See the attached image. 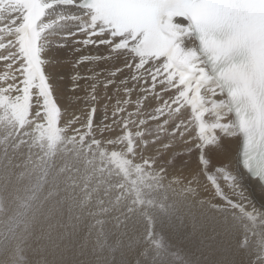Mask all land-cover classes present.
<instances>
[{
    "label": "snow or ice",
    "instance_id": "6c2138e0",
    "mask_svg": "<svg viewBox=\"0 0 264 264\" xmlns=\"http://www.w3.org/2000/svg\"><path fill=\"white\" fill-rule=\"evenodd\" d=\"M5 104L45 128L67 116L113 133L108 142L134 133L140 148L162 138L171 115L157 152L180 137L186 147L169 162L194 156L207 181L233 193L218 199L264 210V0H0ZM151 120L160 132L145 130ZM153 237L161 247L155 220Z\"/></svg>",
    "mask_w": 264,
    "mask_h": 264
},
{
    "label": "bare ground",
    "instance_id": "6f19581e",
    "mask_svg": "<svg viewBox=\"0 0 264 264\" xmlns=\"http://www.w3.org/2000/svg\"><path fill=\"white\" fill-rule=\"evenodd\" d=\"M57 86L63 85L57 81ZM10 110L15 113L7 104L0 108V119L9 116ZM67 119L63 116L55 124L53 134L50 133L53 124L46 128L47 152L45 155L41 153L44 162L54 157L57 147L58 150L49 163L53 164L51 177L44 187L36 179L41 159L33 158L36 144L32 138L38 142H44L45 138L43 134L42 139L38 135L39 124H35L34 119L27 118L22 125L20 139L23 144L19 143L7 152H2L0 147V264H70L73 253L74 257L90 260L85 264H106L105 251L110 248L103 246L101 240L98 241V234L93 232L100 226L107 231L106 237H111V233L119 237V245L124 243L123 236L129 238L127 241H133H129L131 245H121V249H117L119 252L116 250L115 256L120 255V258L126 256L128 250L135 249L137 245L134 243L137 242L140 244L138 249H144L147 255L153 256L150 258L154 264H264V210H260L257 217L250 215L242 206L218 199L219 195L225 199L234 198L233 193L227 188L221 192L207 181L199 173L194 156H180L169 162L175 152L186 147L180 137H176L175 147L157 152L160 145L170 139L167 129L175 122L171 115L167 128L161 132L162 138L155 144L151 143L152 137H144L149 141L147 148H140L143 141L137 143L139 137L134 133H126L120 140L108 142L113 133L105 132L101 137L98 130L84 124L83 120L80 124H65ZM3 127L0 126L2 138L5 137ZM145 130L160 132L158 122L151 120L145 125ZM57 133L59 144L56 147ZM125 139L128 140L127 149L112 147V144L119 146ZM133 145L137 149L134 155L131 154ZM236 147L235 143L227 145L233 156ZM147 159L152 163H146ZM109 163L114 166H109ZM34 184H37L36 198L30 202L27 194ZM121 184L127 192L115 189ZM215 205L221 207L217 209ZM20 210L25 211H21L24 215L21 216L23 230L18 234L16 231L18 236L15 238L26 246L23 257L16 256L11 244L13 239L7 237V230L1 229L12 224L9 218ZM123 218L125 221L121 223ZM152 220H155L156 233L163 236L159 248L155 246L158 237H153L149 245L142 243L147 225ZM82 227H85L83 232ZM244 237L247 238V247L242 248L240 241ZM95 258L98 261H93ZM131 260L133 263L137 259Z\"/></svg>",
    "mask_w": 264,
    "mask_h": 264
},
{
    "label": "rangeland",
    "instance_id": "374dc122",
    "mask_svg": "<svg viewBox=\"0 0 264 264\" xmlns=\"http://www.w3.org/2000/svg\"><path fill=\"white\" fill-rule=\"evenodd\" d=\"M10 115L9 116H5L4 118H2V119H0V126L1 127H3V129H4V133L3 134H5V137H0V147H2L3 149H2V152H7L8 150H10V149H13V148H15L14 146H18L19 145V143H21V144H23L24 142L20 139L22 136H21V132H22V130H23V128H22V125H23V123L25 124V122H26V119H27V117L25 118H23V119H21V118H19L17 115H16V113H14L12 110H10ZM14 113V114H13ZM13 114V115H12ZM15 115V116H14ZM11 116H12V119H13V121H12V119H11ZM26 116V115H25ZM19 118V119H17V118ZM9 119V120H7V119ZM7 121V122H6ZM12 121V122H11ZM16 121V122H15ZM19 121V122H18ZM14 122V123H13ZM21 124V125H20ZM8 125V126H7ZM16 125V126H15ZM40 126V124L37 126V128L39 129V136L41 137V139H42V137H43V139L44 140H42V141H44V142H38L37 140H35V139H33L32 138V142L33 143H35L36 144V147H35V149H34V152H33V158L34 159H37V158H40L41 160H40V162L38 163V161L36 160V163H38L39 164V166H37V167H41L40 169H38V171L36 172V179L37 180H39V184L41 185V187H44V184H45V182L47 181V180H50V178H48V177H51V171H52V165L53 164H49V163H51L52 162V160L55 158V156H56V153H57V150H58V144H59V135H58V133H57V141L58 142H56V153H55V155H54V157L51 159V158H48V160H47V162L45 163L44 162V158H43V156L45 155V153L47 152L46 151V144H45V142H46V135H47V133H48V130L45 128V127H39ZM88 127V126H87ZM41 128H43L42 130H40ZM19 129V130H18ZM45 129H46V131H45ZM10 130V131H9ZM14 130V131H13ZM53 130V129H52ZM82 130V129H81ZM84 130V129H83ZM12 131V132H11ZM18 131V132H17ZM57 132V131H56ZM46 133V134H45ZM52 133H54V132H52ZM12 134V135H11ZM17 134V135H16ZM42 134H43V136H42ZM19 135V136H18ZM9 137V139H8V137ZM46 136V137H45ZM13 138V139H12ZM3 140V141H2ZM10 140V141H9ZM7 141V142H6ZM12 142V143H11ZM8 143V144H7ZM11 143V144H10ZM47 143V142H46ZM5 145H7L5 148H4V146ZM12 145V147H10ZM38 145V146H37ZM43 146V147H42ZM45 146V147H44ZM10 147V148H9ZM6 148H8V149H6ZM4 149H6V150H4ZM18 149V148H17ZM41 149L43 150V151H41ZM37 151H38V153H37ZM41 151V152H40ZM40 152V153H39ZM43 152V154L41 155V153ZM4 156V155H3ZM42 158H41V157ZM36 157V158H35ZM42 162V163H41ZM44 162V163H43ZM38 164H36V165H38ZM40 164H42V165H40ZM49 166V167H48ZM109 166H114V164H111V163H109ZM44 173V174H43ZM48 175V176H47ZM47 176V177H46ZM43 178V179H42ZM46 178V179H45ZM131 178V177H130ZM132 182H133V184H135V179L134 178H132ZM37 186V184L35 185L34 184V187H33V189L31 190V191H33V193L31 192V191H29V194H27V195H29V196H27V197H29V201L31 202V201H33L35 198H34V196H35V193L34 192H36V187ZM122 186V187H121ZM121 187V188H120ZM115 189L117 190V191H125V192H127V189L126 188H124V186L121 184V185H116V187H115ZM119 189H121V190H119ZM38 190H39V188H38ZM32 193V194H31ZM30 194H31V196H30ZM25 196V197H26ZM32 197V198H31ZM23 199H24V197H23ZM32 199V200H31ZM25 205H26V203H25ZM29 205V204H28ZM31 205V204H30ZM22 210H20V211H16V212H14V215L12 214V217L11 218H9V221L10 222H12V224H9V225H7L6 226V228H1L2 229V231H4V230H7V237H9V238H11V239H13L12 241H11V244H12V248H13V251H15V254H16V256H21V257H23V256H25V254H26V246H25V244L23 243V241H21L20 239H16L15 237L16 236H18V235H16V231H17V234L21 231V230H23V226H21L22 224V220H21V218L24 216L23 215V213H25V211L23 210L22 212H21ZM21 214H20V213ZM18 213V214H17ZM19 217H18V216ZM102 215H104L103 214V212H102ZM22 216V217H21ZM18 217V218H17ZM105 217V216H104ZM16 218V219H15ZM13 219H14V222H13ZM18 219V222L16 221ZM21 220V221H20ZM120 221H122L121 223H124V221H125V218H123V219H121ZM20 223V224H19ZM24 223V222H23ZM94 223V222H93ZM97 224L96 223H94V226H96ZM18 227V228H17ZM96 227H98V226H96ZM83 228H85V227H82V232H83ZM15 231V232H14ZM19 231V232H18ZM22 232V231H21ZM94 233H96V234H98V241H100L101 240V242H102V245L103 246H108L109 248H110V250H107V251H105L106 253H107V256L105 257V259H104V261H105V263L106 264H136L137 262L136 261H138L139 262V264H154V263H152V259L151 258H153V256H150V255H147V251L145 252L144 251V249L142 250V249H138L139 248V246H140V244H137V242H135L134 244L135 245H137L136 247H135V249H131V250H128L125 254H126V256L124 255L123 256V258H120L121 256L120 255H116L118 258H116V256H115V253H117V249L119 248V249H121V245H126V244H129L130 242H133V241H127L129 238H127V237H124L123 236V241H122V239L120 240V241H122V242H124L123 244H121V245H119L120 244V242H119V237H115L116 235L115 234H112L111 233V237H106L107 236V231H105V230H103L102 229V227L100 226V227H98L97 228V231H93ZM93 233V234H94ZM14 234V235H13ZM16 235V236H15ZM21 235V234H20ZM13 236H14V238H13ZM100 237V238H99ZM5 237H3V239H4ZM8 238V239H9ZM10 239V240H11ZM14 239H16V240H14ZM100 239V240H99ZM114 239H116V240H114ZM125 239H126V241H125ZM144 239V240H143ZM142 239V243H145V244H148V242H149V240H147L145 237ZM113 240V241H112ZM15 241H17V242H15ZM109 241V242H108ZM15 242V243H14ZM100 242V243H101ZM18 243V244H17ZM58 243H52V245H57ZM109 244V245H108ZM15 245V246H14ZM17 245H19V246H17ZM129 245H131V244H129ZM149 245V244H148ZM24 246H25V248H24ZM57 246H59V244L57 245ZM57 246H54V248H56ZM15 247H17V248H15ZM19 247V248H18ZM48 247V246H47ZM62 248V247H61ZM101 248H104V247H101ZM15 249V250H14ZM19 249V250H18ZM112 249V250H111ZM18 250V251H17ZM117 250V251H116ZM141 250V251H140ZM17 252H19V254L17 253ZM119 252V251H118ZM142 252V253H141ZM144 252V253H143ZM108 253H110V254H112V256H109L110 254H108ZM141 253V254H140ZM145 253H146V256H145ZM70 255H72V253H69ZM144 254V255H143ZM74 253H73V255H72V259L73 260H71V262H70V264H85V263H87V262H89L90 260L89 259H85V258H83V257H79V256H76V257H74ZM141 255H142V257H141ZM74 257V258H73ZM151 257V258H150ZM131 259H137L135 262H131L132 260ZM141 259V260H140ZM156 259V258H155ZM129 260V261H128ZM131 260V261H130ZM140 260V261H139ZM75 261V262H74ZM85 261V262H84ZM93 261H98V258H95ZM37 264H38V262H37Z\"/></svg>",
    "mask_w": 264,
    "mask_h": 264
}]
</instances>
